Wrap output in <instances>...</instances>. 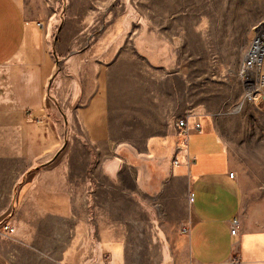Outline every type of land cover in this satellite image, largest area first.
Here are the masks:
<instances>
[{"label": "crops", "instance_id": "1", "mask_svg": "<svg viewBox=\"0 0 264 264\" xmlns=\"http://www.w3.org/2000/svg\"><path fill=\"white\" fill-rule=\"evenodd\" d=\"M58 11L52 0H0V161L22 178L23 217L0 239V264L46 214L77 220L70 264H122L134 205L147 208L149 190L174 226L163 263L264 264L262 211L242 209L246 170L190 110L187 79L145 40L92 37L87 15ZM184 117L182 136L173 121Z\"/></svg>", "mask_w": 264, "mask_h": 264}, {"label": "rangeland", "instance_id": "2", "mask_svg": "<svg viewBox=\"0 0 264 264\" xmlns=\"http://www.w3.org/2000/svg\"><path fill=\"white\" fill-rule=\"evenodd\" d=\"M52 5L59 13L68 9L73 19L87 15L92 37L128 36L129 43L131 36H137L156 57L169 59L170 71L181 72L188 81L190 110L210 119L246 170L243 214L250 217L260 210L264 217V95H256L259 79L257 92L249 98L247 77L240 75L242 59L264 31V0H52ZM11 163L0 161V225L15 229L23 221L16 199L22 178L11 171ZM147 197V208L145 201L134 205L122 264H166L161 253L174 226L157 194L149 190ZM109 221L114 226L120 219ZM76 226L77 220L57 264H70L66 255L74 244ZM32 233L31 240L38 242L44 235Z\"/></svg>", "mask_w": 264, "mask_h": 264}, {"label": "built area", "instance_id": "3", "mask_svg": "<svg viewBox=\"0 0 264 264\" xmlns=\"http://www.w3.org/2000/svg\"><path fill=\"white\" fill-rule=\"evenodd\" d=\"M39 26H43L42 23L37 22ZM252 51L246 54L242 59L240 68V75L247 77V91L253 88V95L257 92V82L252 80L251 69L255 65L254 56H251ZM249 92V91H248ZM253 95H248L251 98ZM258 95V93L256 94ZM264 108V99L261 98ZM264 111V109H263ZM174 126L177 129L179 135L185 136L189 132L188 122L186 117L176 119L173 121ZM200 123L195 122L193 129L198 131ZM15 175L17 174L16 171ZM233 172L229 173V177H232ZM76 218H69L58 214H46L39 219V223L35 225V233L43 232L44 235L38 242L37 239L31 240L26 243V246L21 247L11 244L8 248L2 252V258L6 264H57L59 253L69 245L71 229ZM230 234H235L237 228V219L233 218L230 222ZM14 226L7 225L5 223L0 225V239H8L14 234Z\"/></svg>", "mask_w": 264, "mask_h": 264}, {"label": "bare ground", "instance_id": "4", "mask_svg": "<svg viewBox=\"0 0 264 264\" xmlns=\"http://www.w3.org/2000/svg\"><path fill=\"white\" fill-rule=\"evenodd\" d=\"M251 56H254V61H255V65L253 66V68L251 69L252 71V80H255V82L257 80L260 79V83H259V93L258 95H264V89H263V85H262V81L264 80V31H262L255 39V42L253 43V45L251 46ZM253 88H250L248 91V95H253ZM255 90V89H254ZM261 98L264 99V96H261Z\"/></svg>", "mask_w": 264, "mask_h": 264}]
</instances>
